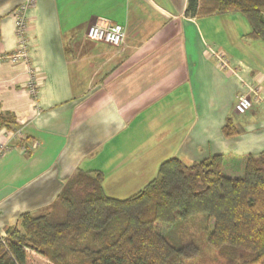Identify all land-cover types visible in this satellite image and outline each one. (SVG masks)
<instances>
[{"label": "crops", "instance_id": "0c3cea01", "mask_svg": "<svg viewBox=\"0 0 264 264\" xmlns=\"http://www.w3.org/2000/svg\"><path fill=\"white\" fill-rule=\"evenodd\" d=\"M25 1L0 0V112L17 122L0 129L1 235L20 214L57 204L79 171L102 172L103 192L124 199L169 158L264 151V103L236 114L240 80L209 53L222 51L264 97V40L249 37L240 12L190 16L187 0H33L26 56L12 60ZM103 20L123 27L120 46L86 37ZM228 118L236 136L223 134Z\"/></svg>", "mask_w": 264, "mask_h": 264}, {"label": "trees", "instance_id": "16d2710c", "mask_svg": "<svg viewBox=\"0 0 264 264\" xmlns=\"http://www.w3.org/2000/svg\"><path fill=\"white\" fill-rule=\"evenodd\" d=\"M240 12L249 37L264 40V0H187L186 14ZM13 113L0 112V129L14 130ZM223 134H238L232 119ZM103 173L79 171L58 195L64 220L19 215L0 238V264H27L34 252L50 264H184L200 253L174 247L166 234L175 223L204 215L207 243L226 264H264V151L214 154L186 164L177 157L137 193L117 199L101 187Z\"/></svg>", "mask_w": 264, "mask_h": 264}, {"label": "built area", "instance_id": "2783aa9c", "mask_svg": "<svg viewBox=\"0 0 264 264\" xmlns=\"http://www.w3.org/2000/svg\"><path fill=\"white\" fill-rule=\"evenodd\" d=\"M33 0H26L13 15L14 26L16 33L19 37V50L10 58L15 60L17 58L25 57V30L27 26L26 11L32 5ZM86 37L90 40L102 42L111 46L118 47L123 43L124 29L123 27L115 22H109L107 20L99 21L91 24L86 30ZM210 55L217 62L220 68L229 69L234 75L240 80V89L235 96V102L233 105V111L236 114H244L249 111L255 102L264 103V97L262 96L259 87L252 81L241 78L235 69L230 66L229 58L219 50H209ZM35 81L33 80L30 84V91H35ZM5 146L0 147V152Z\"/></svg>", "mask_w": 264, "mask_h": 264}, {"label": "rangeland", "instance_id": "374dc122", "mask_svg": "<svg viewBox=\"0 0 264 264\" xmlns=\"http://www.w3.org/2000/svg\"><path fill=\"white\" fill-rule=\"evenodd\" d=\"M70 180L67 182L69 184ZM66 184V185H67ZM52 203L47 210L32 212V215L49 214L53 221L64 220V209L58 204ZM212 222V221H211ZM204 215L191 217L188 221H179L170 227L166 238L174 247H180L187 243H193L199 249L197 257L189 259L184 264H226L225 259L219 256L218 252L207 243L212 223ZM17 225V223L15 224ZM13 227V226H12ZM11 228V227H9ZM6 232L0 238H4ZM27 264H50L47 260L34 252H30Z\"/></svg>", "mask_w": 264, "mask_h": 264}]
</instances>
